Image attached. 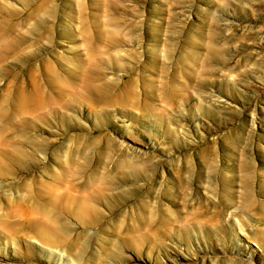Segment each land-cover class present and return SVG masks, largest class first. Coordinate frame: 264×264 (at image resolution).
Wrapping results in <instances>:
<instances>
[{"label":"rangeland","instance_id":"obj_1","mask_svg":"<svg viewBox=\"0 0 264 264\" xmlns=\"http://www.w3.org/2000/svg\"><path fill=\"white\" fill-rule=\"evenodd\" d=\"M11 261L264 264V0H0Z\"/></svg>","mask_w":264,"mask_h":264},{"label":"bare ground","instance_id":"obj_2","mask_svg":"<svg viewBox=\"0 0 264 264\" xmlns=\"http://www.w3.org/2000/svg\"><path fill=\"white\" fill-rule=\"evenodd\" d=\"M237 225V227H238V229L240 230V231H242V227H241V225H240V221L238 222V224H236ZM14 246V245H13ZM253 252V250H251V253ZM6 264H24V263H22V262H18V261H11V262H8V263H6ZM253 264V263H252Z\"/></svg>","mask_w":264,"mask_h":264}]
</instances>
